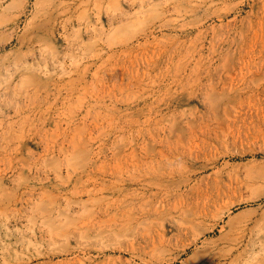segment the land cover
<instances>
[{
	"label": "rangeland",
	"instance_id": "obj_1",
	"mask_svg": "<svg viewBox=\"0 0 264 264\" xmlns=\"http://www.w3.org/2000/svg\"><path fill=\"white\" fill-rule=\"evenodd\" d=\"M0 264H264V0H0Z\"/></svg>",
	"mask_w": 264,
	"mask_h": 264
},
{
	"label": "bare ground",
	"instance_id": "obj_2",
	"mask_svg": "<svg viewBox=\"0 0 264 264\" xmlns=\"http://www.w3.org/2000/svg\"><path fill=\"white\" fill-rule=\"evenodd\" d=\"M214 1H215V0H214ZM217 1H218V0H217ZM211 3H212V1H211ZM193 202H194V201H193ZM201 203H202V202H201ZM209 203H210V202H209ZM212 203H213V202H212ZM202 204H203V203H202ZM192 209H193V208H192ZM198 210H199V209H198ZM198 210H197V211H198ZM194 213H195V212H194ZM198 214H199V213H198ZM189 217H191V216H189ZM192 217H193V216H192ZM194 217H195V216H194ZM196 217H197V216H196ZM196 217H195V218H196ZM185 218H186V217H185ZM195 218H193L192 220L194 221ZM197 219H198V218H197ZM197 219H196V220H197ZM185 220H186V219H185ZM187 220H188V219H187ZM187 220H186V221H187ZM179 230H180V229H179ZM166 241H167V240H166Z\"/></svg>",
	"mask_w": 264,
	"mask_h": 264
}]
</instances>
